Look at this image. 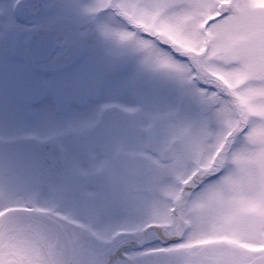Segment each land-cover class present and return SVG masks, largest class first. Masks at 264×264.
I'll list each match as a JSON object with an SVG mask.
<instances>
[{
	"label": "snow or ice",
	"instance_id": "snow-or-ice-1",
	"mask_svg": "<svg viewBox=\"0 0 264 264\" xmlns=\"http://www.w3.org/2000/svg\"><path fill=\"white\" fill-rule=\"evenodd\" d=\"M93 11L198 106L165 153L171 181L144 229L156 246L113 254L103 231L0 188V264H264V0H101Z\"/></svg>",
	"mask_w": 264,
	"mask_h": 264
},
{
	"label": "rangeland",
	"instance_id": "rangeland-1",
	"mask_svg": "<svg viewBox=\"0 0 264 264\" xmlns=\"http://www.w3.org/2000/svg\"><path fill=\"white\" fill-rule=\"evenodd\" d=\"M11 1L0 0V108L6 112L0 117V188L52 206L62 202V189L80 188L81 194L73 195L76 208L112 229L148 218L152 197L162 195L171 181L165 153L179 126L197 118L198 106L182 92L175 72L148 59L136 41L121 40L108 17L93 11L101 0H49L46 14L26 22L13 17ZM40 32L63 48L89 45L92 50L80 58L92 62L71 70L59 61L35 64L26 40ZM80 90H85L81 99ZM33 141H47L54 155L65 158L57 172L40 164L34 169L20 158ZM116 155L145 157L157 172L154 194L138 202L139 215L111 210L109 194L75 183L81 172L111 170ZM142 208L148 210L145 216Z\"/></svg>",
	"mask_w": 264,
	"mask_h": 264
},
{
	"label": "flooded vegetation",
	"instance_id": "flooded-vegetation-1",
	"mask_svg": "<svg viewBox=\"0 0 264 264\" xmlns=\"http://www.w3.org/2000/svg\"><path fill=\"white\" fill-rule=\"evenodd\" d=\"M48 1L49 0H41L43 11L41 15L36 17L33 16V13L39 10L40 6L38 1L34 0H12V3L10 5V12L12 13L13 17H15L16 20L20 22L37 19L46 14ZM19 6L25 8V10L23 11L25 15L24 20L17 16L16 9ZM79 39L82 40V37L79 36ZM63 46V44L57 43V49L49 62H33L35 64L43 66L52 64L54 61H59L63 62L66 70H71V68L75 67V65H78L79 63L82 64V62H92L89 59L84 60L85 58H80L89 45L82 42L78 44H67L65 45L66 48H63ZM13 50L15 51V47ZM91 50L92 49L90 48L87 49V53L89 54ZM93 50L95 51V49ZM72 83L76 84V81H72ZM93 83V81H89V84ZM84 91L85 90L78 91L79 99H81ZM81 103H83V101ZM5 114V109L0 108L1 119L5 117ZM10 114H12V112H10ZM31 143L35 145L33 146ZM31 143H29L30 145H25V148H27V150L23 152L20 158L22 157L23 159H28L29 162L33 164L34 169H37L36 167L37 165L39 166V164L48 172H57L62 167L61 164L64 162L65 158L61 154L54 155L53 146L51 144L47 143V141H33ZM88 158H91V155H89ZM54 163H57L56 168L54 166ZM150 167H152V163H150L149 160L145 157L134 158L133 156H129L125 159L122 158V155H116V159L113 162L111 170L103 172L90 170L89 172L84 171L76 175L74 178H76V184L84 188H89L90 190L95 192V194L96 192L98 193V195L100 194V192L109 194L110 196L108 198L107 206H109L111 210L118 209L119 211H126L128 213L130 212L133 216L134 214H138V211L140 210L138 208V202L143 198L154 194L153 192L156 188L158 176L156 175V171L150 170ZM78 189L80 190V188ZM79 190H76V192L72 191V193L71 189H62V191H60L59 193L62 202L55 207L59 208L64 214L73 215L76 218L77 222L84 223L85 225L90 226L94 231H103L106 236L110 237V239L107 241V251H111L113 254H115L117 250L123 249L126 250L129 254L134 255L135 253L144 251L146 246H156L157 242L153 239V234L151 232H149L147 235L144 234L145 227L148 223L152 222L151 216L155 214L154 210L151 214H149L148 218L139 219L134 225H128L125 227L117 226L113 229L108 228L107 226L98 224V221L96 220L86 219L82 211L76 208L77 205L76 201H74L75 197L73 195H80L81 192H79ZM72 197L74 198L71 199ZM142 211L141 213L143 215L148 212V210L143 208ZM121 233H123V235H121L119 239H116L117 234ZM113 240H115L114 243ZM141 264H143L142 261Z\"/></svg>",
	"mask_w": 264,
	"mask_h": 264
},
{
	"label": "water",
	"instance_id": "water-1",
	"mask_svg": "<svg viewBox=\"0 0 264 264\" xmlns=\"http://www.w3.org/2000/svg\"><path fill=\"white\" fill-rule=\"evenodd\" d=\"M34 1H38L40 6L39 10L33 13V16L36 17L42 14L43 6L41 0ZM24 10L25 8L21 6L16 9L17 16L22 20L25 19ZM26 47L27 53L32 61L36 63H47L52 59L57 49V43L52 36L46 33H35L26 40Z\"/></svg>",
	"mask_w": 264,
	"mask_h": 264
}]
</instances>
